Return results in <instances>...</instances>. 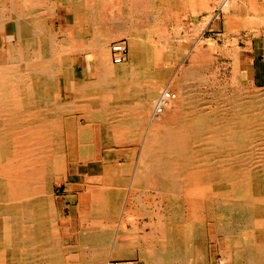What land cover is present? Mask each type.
Here are the masks:
<instances>
[{
  "label": "bare ground",
  "instance_id": "bare-ground-1",
  "mask_svg": "<svg viewBox=\"0 0 264 264\" xmlns=\"http://www.w3.org/2000/svg\"><path fill=\"white\" fill-rule=\"evenodd\" d=\"M35 1L0 8V264H214L213 240L220 264H264V101L248 98L238 74L224 88L198 74L215 41L202 37L188 57L199 70H174L186 47L163 32L164 41L129 34L122 0ZM59 7L68 29L55 33ZM127 36L130 63L115 66L112 43ZM165 91L176 96L156 114ZM87 168L97 174L75 185L89 196L78 244L63 247L55 185L71 191Z\"/></svg>",
  "mask_w": 264,
  "mask_h": 264
},
{
  "label": "crops",
  "instance_id": "crops-1",
  "mask_svg": "<svg viewBox=\"0 0 264 264\" xmlns=\"http://www.w3.org/2000/svg\"><path fill=\"white\" fill-rule=\"evenodd\" d=\"M11 2L13 4H18V6L24 4L30 5L29 0H0V8L3 6L4 9L5 5L8 9H14L15 7H11ZM35 3L42 8L49 6L48 0H36ZM229 4L231 8H228L227 12H222L220 19L214 21L212 19V14L219 8L218 0H122L118 20L125 26V30H130L132 26L130 30L131 33H129L131 35L135 34L136 36H142L146 41L148 39L149 41H164L160 38V33L163 32L165 35H168L169 41L172 42L174 46L180 47L184 45L188 48V52L184 50L182 55V66V58L176 65L172 60V65H170L171 68L174 69H178V67L183 70L191 69V64H186V60L190 54L194 52L193 48L199 44L202 37L205 39H212L216 42V49L219 55L230 58L229 65L231 67L232 76L238 73L241 86L248 89L264 90V0H229ZM59 8L56 15L58 20L54 23V27H57L56 31L58 33L60 32V27H63L65 32L68 29L67 12L65 9ZM105 11L107 15L104 16L103 21L110 25L116 20L114 7L109 4ZM27 12L29 13V11ZM5 15L8 20L6 22V30H8L6 35H14V30H16L15 22L9 19V13ZM36 16L37 15H35V17ZM53 16L55 15L53 14ZM50 20L53 22L52 18H50ZM9 21L10 23H8ZM133 26H135V28ZM6 35L2 36V39H6ZM90 35L87 36L84 41L91 42L95 39L96 35ZM128 37L129 36L120 39V41H125L129 48L128 58L124 63L126 65L129 64L131 60ZM182 41L183 43H180ZM220 41L222 42L219 43ZM175 42L178 43L175 44ZM157 50L163 52V50H165L163 44H160ZM154 51L155 49H149L148 53L152 56ZM201 51L203 52L200 48V53ZM110 57L113 64V54L111 51ZM84 66V57L79 56L75 64V73L79 79L82 78ZM155 69L154 66L149 67L152 73L155 72ZM79 73L81 76H79ZM136 119L138 121L140 120L139 117H136ZM135 131L137 134L142 133L146 136L149 129L147 127L145 129H136ZM138 148H140L141 151V145L131 144L127 146L128 150L135 151L138 150ZM124 164L125 162L121 163V165ZM88 174L94 175L97 173L92 172L89 168L85 169L84 172L83 169H81L76 178L70 182L74 185V188L68 193L66 189V195L62 196V201L60 200L62 206L70 211L69 218L78 215L80 230L82 222L80 209L83 210L85 205L89 203V196L85 192V188L78 186L84 185V178ZM124 177L126 180L131 178L128 174ZM65 185L67 188L66 183ZM129 194L130 191L128 187L124 185V199H126ZM135 196L136 192L134 191L132 193V198L134 200L136 199ZM71 218L69 222H62L61 219V222L65 225V229L70 225ZM141 218L139 223H142L144 220ZM117 221H119V219H116L115 223ZM128 228L130 229V226ZM134 230L135 228L133 229V239H136L135 232L137 231L135 230L134 232ZM137 264L145 263L137 260Z\"/></svg>",
  "mask_w": 264,
  "mask_h": 264
},
{
  "label": "rangeland",
  "instance_id": "rangeland-1",
  "mask_svg": "<svg viewBox=\"0 0 264 264\" xmlns=\"http://www.w3.org/2000/svg\"><path fill=\"white\" fill-rule=\"evenodd\" d=\"M3 11V9H2ZM68 14L71 16V11H68ZM53 22L55 21V19H52ZM52 22V21H51ZM52 22V23H53ZM57 27H54V32L58 33L57 31ZM8 42L12 43L16 41V38L14 36H9L8 38ZM206 40H210V39H206ZM222 41H220L219 43H221ZM115 42L112 43V45ZM178 42H175V44H177ZM181 43V42H180ZM183 43V41H182ZM215 45L212 47V49H207L208 55L210 56V58L206 61L201 60V63H204L203 65H200V71L202 70V67H206V69L203 70V73H199L200 75H205L208 76L206 77V79H209V82L212 83L213 85L211 86H215V88H224V86L228 85L230 86V83L232 82V78L236 77L235 74L234 76H232L231 73V67L229 65L230 63V58L228 57H222L219 55L217 49H216V42H214ZM197 46V45H196ZM184 50H186V52H188V48H185ZM190 51V50H189ZM181 59V58H180ZM179 60L176 59V64ZM197 62V63H200ZM197 63H193L192 61L190 62V60L187 58L186 60V64H191V69H198L199 67H197ZM175 64V65H176ZM183 65V58L181 60V66ZM177 68V66H176ZM174 69V68H173ZM179 69V67H178ZM177 70V69H174ZM206 70V71H205ZM79 76H81V74L79 73ZM210 77V78H209ZM231 80V81H230ZM216 84V85H215ZM220 84V86H219ZM239 87H241L242 90L248 91V98H253L255 100H259V101H264V95H261L262 93H264L263 89H248L245 88L243 86H241V83L239 81ZM198 92H201V89H197ZM230 92V91H229ZM231 93V92H230ZM74 98V97H73ZM201 99V98H200ZM201 104V103H200ZM203 104V102H202ZM201 107V106H200ZM201 110H203L204 108H200ZM195 119H192V121L188 122L190 124H188V126H192L191 122L193 124H195ZM201 147H199L198 145L195 147L194 151L197 153L200 150ZM66 185L65 183L62 185H55V190H56V198H57V210L55 212L56 215V220L59 221V225H61V231H59L58 233H60L59 235L61 236L60 238V243L62 244V246L64 247V245L66 246H71V247H75L78 244V237H79V225H78V215H74L73 218H71V223H69L70 225H68L65 229V225L61 224V219L62 222L63 221H70V218L68 217L70 215V211L67 208H64L62 206V196L66 195ZM70 191H67V193ZM61 200V201H60ZM67 205V204H66ZM116 228V225H115ZM117 230V229H116ZM214 239V237H213ZM221 244V243H220ZM219 242H216L213 240L212 245H211V259L213 260L214 264H220L221 260L224 258L225 253L224 252H220V247L222 246V244L220 245ZM71 255H76V252L71 251L69 253H66V257L70 258L72 257ZM223 256V257H222ZM221 259V260H220ZM115 264H119L118 261L115 262ZM228 264V263H226Z\"/></svg>",
  "mask_w": 264,
  "mask_h": 264
},
{
  "label": "built area",
  "instance_id": "built-area-1",
  "mask_svg": "<svg viewBox=\"0 0 264 264\" xmlns=\"http://www.w3.org/2000/svg\"><path fill=\"white\" fill-rule=\"evenodd\" d=\"M219 1V8L216 9L212 14V19L219 20L221 13H222V7L225 6L229 0H218ZM111 52L113 54V64L115 65H122L127 61L128 54H129V48L125 41H119L117 43H114ZM174 93H170L169 91H165L161 98L157 101L155 112L156 114H160L163 112V108L166 106L167 102L170 99L175 98Z\"/></svg>",
  "mask_w": 264,
  "mask_h": 264
}]
</instances>
